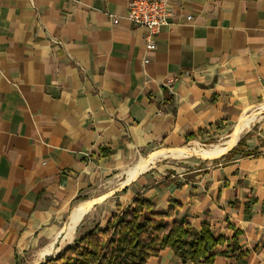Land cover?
<instances>
[{
    "label": "crops",
    "instance_id": "0c3cea01",
    "mask_svg": "<svg viewBox=\"0 0 264 264\" xmlns=\"http://www.w3.org/2000/svg\"><path fill=\"white\" fill-rule=\"evenodd\" d=\"M131 1L0 0V264L55 257L138 195L196 233L239 230L248 255L214 264H264L256 137L250 156L142 169L252 112L264 138V0H173L153 51ZM148 264L183 262L166 249Z\"/></svg>",
    "mask_w": 264,
    "mask_h": 264
},
{
    "label": "trees",
    "instance_id": "16d2710c",
    "mask_svg": "<svg viewBox=\"0 0 264 264\" xmlns=\"http://www.w3.org/2000/svg\"><path fill=\"white\" fill-rule=\"evenodd\" d=\"M196 137L191 134L187 140ZM241 145L242 141L228 155L258 153L257 149L239 150ZM174 216V210L160 212L154 203L138 195L127 209L114 213L104 227L93 228L44 264H148L150 258L166 249L183 264H214L218 256L230 253L237 259L248 255L240 250L239 230L231 239L216 237L205 223L196 233L188 220L170 222ZM224 246L226 249L220 250Z\"/></svg>",
    "mask_w": 264,
    "mask_h": 264
},
{
    "label": "rangeland",
    "instance_id": "374dc122",
    "mask_svg": "<svg viewBox=\"0 0 264 264\" xmlns=\"http://www.w3.org/2000/svg\"><path fill=\"white\" fill-rule=\"evenodd\" d=\"M256 115H259L257 113H254L252 112L251 114L247 115V116H250V117H257ZM261 120H257L255 121L249 128L245 129L242 133H240L239 135V138L236 142L235 145H233V148H236L238 146V143L242 141L243 145L245 143V141L248 139V138H252V137H256V139H258V142L262 145L264 144V138H263V135L261 134L262 131H260V125H261ZM237 131V129L235 130V128H233L229 133L227 134H222V135H219V136H215V137H210L206 140H202V141H195V142H191L189 144H186L183 148H192L195 144H197L198 147H201L202 149L204 150H200L198 149L196 152H193L192 154L190 155H181L179 154L180 151H171L169 153H162V154H159V156H162L160 157V161L159 163L160 164H165V163H168L169 165H173V166H176V167H179V168H193V167H196L198 166V164L202 163L203 160L204 162L207 161L205 159H203L202 157L206 158L208 154H211L209 152L206 151L205 147H209L210 145H214V144H224L229 138L230 136L235 133ZM243 145H241V147L239 149L242 150L243 148ZM226 148L224 150H222V152L226 151L228 148H229V145H226L225 146ZM231 147V146H230ZM181 148V149H183ZM258 150V148H256ZM222 152H219V153H222ZM219 153H216V154H219ZM202 157H200V156ZM212 155H215V154H212ZM158 155L154 156L153 160L156 159V157H159Z\"/></svg>",
    "mask_w": 264,
    "mask_h": 264
},
{
    "label": "built area",
    "instance_id": "2783aa9c",
    "mask_svg": "<svg viewBox=\"0 0 264 264\" xmlns=\"http://www.w3.org/2000/svg\"><path fill=\"white\" fill-rule=\"evenodd\" d=\"M173 0H132L126 19L146 30V49H156L155 39L162 28L168 24L172 15L171 3ZM115 19L114 22H118ZM147 61V60H145Z\"/></svg>",
    "mask_w": 264,
    "mask_h": 264
},
{
    "label": "bare ground",
    "instance_id": "6f19581e",
    "mask_svg": "<svg viewBox=\"0 0 264 264\" xmlns=\"http://www.w3.org/2000/svg\"><path fill=\"white\" fill-rule=\"evenodd\" d=\"M255 121H257V118L256 117H250V116L244 117L243 120L241 119L240 122H239L240 124L237 127V131L235 133H233L230 136V138L224 144H219V145L218 144H214V145H210L209 147H205L206 151L211 153V154L206 155L207 156L206 158L219 157V156L225 154L229 149H231L233 147V145L236 144L240 133H242L245 129L249 128ZM226 145H229V148L226 151L222 152V150H224L226 148L225 147ZM198 149L204 150L201 147H198L197 144H195L192 148H183V149H176V150L173 149V151H180L179 154L187 156V155L192 154L193 152H196ZM171 151H160V152H157L156 154H154L152 156V158L154 156L160 154V153L164 154V153H169ZM219 152H222V153H219ZM216 153H219V154H216ZM212 154H215V155H212ZM151 159L148 162H146V164L144 165V167H142V169L146 168L147 163H149L151 161Z\"/></svg>",
    "mask_w": 264,
    "mask_h": 264
},
{
    "label": "water",
    "instance_id": "95a60500",
    "mask_svg": "<svg viewBox=\"0 0 264 264\" xmlns=\"http://www.w3.org/2000/svg\"><path fill=\"white\" fill-rule=\"evenodd\" d=\"M238 125H239V123H238ZM238 125H237V126H238ZM236 129H237V127H236ZM236 129H235V130H236ZM232 149H233V147H232L231 149H229L225 154H223V155H221V156H219V157H213V158H203V157H202V158L205 159V160L219 159V158H222L223 156H225L227 153H229ZM200 157H201V156H200ZM100 200H101V198L94 200L93 205H94V204H97ZM46 260H47V259H46ZM46 260H43L42 262H40V263H38V264H44V263L46 262Z\"/></svg>",
    "mask_w": 264,
    "mask_h": 264
}]
</instances>
